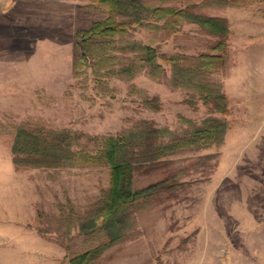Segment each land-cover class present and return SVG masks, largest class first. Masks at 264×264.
<instances>
[{
	"label": "rangeland",
	"instance_id": "1",
	"mask_svg": "<svg viewBox=\"0 0 264 264\" xmlns=\"http://www.w3.org/2000/svg\"><path fill=\"white\" fill-rule=\"evenodd\" d=\"M141 1L227 19V64L208 80L221 84L229 112H210L193 91L174 87L167 63L160 78L146 68L132 78L110 73L127 61L119 51L127 41L167 55L207 51L213 38L198 25L181 18L134 24L123 40L98 41L100 65L81 59L76 33L104 19L106 5L10 0L11 27L0 29V70H7L0 79V264H69L67 255L88 243L58 221L60 205L83 213L110 180L107 166L16 167V129L103 137L147 119L184 135L208 116L228 122L223 139L137 170V188L172 174L175 184L133 212V226L96 264H264V0ZM155 97L158 109L142 103Z\"/></svg>",
	"mask_w": 264,
	"mask_h": 264
},
{
	"label": "trees",
	"instance_id": "2",
	"mask_svg": "<svg viewBox=\"0 0 264 264\" xmlns=\"http://www.w3.org/2000/svg\"><path fill=\"white\" fill-rule=\"evenodd\" d=\"M108 8L104 19L95 22L90 29L79 31L76 37L82 41L85 62L89 58L102 64V44L98 41L119 36L121 40L134 28L154 21L175 18L186 19L198 25L213 38L207 51L198 54H160L149 42L127 41L119 47L121 56L128 59L120 69L111 67V74H127L134 77L147 69L150 76L165 75V63L171 70V83L193 91L207 105L210 112H229L228 97L221 84L208 80V74L226 66L228 60L227 19L197 13L189 9L147 7L141 0H97ZM147 12V13H146ZM131 54V55H129ZM115 57V56H114ZM161 59V62L159 60ZM100 69V68H99ZM118 72V73H117ZM192 101V99H191ZM145 106L158 109V98L144 99ZM228 122L208 116L184 135L159 127L153 120L141 119L120 133L103 137H85L68 130L16 129L12 143L13 162L16 167H69L76 165L107 166L110 169L108 188L83 213H77L72 203L60 205L58 221H66V231L77 228L88 243L81 251L68 254L69 264H96L104 251L125 237L133 226L135 212L162 192H168L175 184L174 175L137 188L135 173L145 167L157 166L163 158L177 149L189 146L206 147L223 139ZM85 137V138H84ZM167 137H169L167 139ZM93 147L88 148V144ZM63 225V224H62Z\"/></svg>",
	"mask_w": 264,
	"mask_h": 264
},
{
	"label": "crops",
	"instance_id": "3",
	"mask_svg": "<svg viewBox=\"0 0 264 264\" xmlns=\"http://www.w3.org/2000/svg\"><path fill=\"white\" fill-rule=\"evenodd\" d=\"M9 4H10V0H0V29H2V28L8 29L11 27V24L9 23L10 18H11V15H10L11 13L10 14L7 13L8 9H6V7H8ZM2 16H5L4 17L5 20L2 19ZM6 71L0 70V79L6 76L5 75ZM1 173H2V169L0 168V179L2 178ZM0 227L2 228V226H0Z\"/></svg>",
	"mask_w": 264,
	"mask_h": 264
}]
</instances>
